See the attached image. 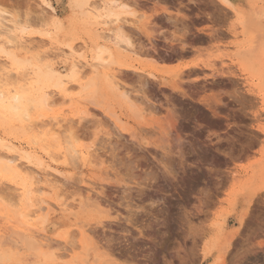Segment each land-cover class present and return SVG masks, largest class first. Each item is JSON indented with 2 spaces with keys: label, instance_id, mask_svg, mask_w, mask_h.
<instances>
[{
  "label": "rangeland",
  "instance_id": "1",
  "mask_svg": "<svg viewBox=\"0 0 264 264\" xmlns=\"http://www.w3.org/2000/svg\"><path fill=\"white\" fill-rule=\"evenodd\" d=\"M230 1L88 0L95 8L83 15L72 0H0L28 42L22 48L0 36V65L5 52L31 74L49 63L73 86L66 100L45 80L43 92L32 97L44 93L56 101L31 106L32 120L58 109L75 113L74 144L93 158L92 165L78 160L75 169L66 167L50 137L29 149L39 129L0 113V144L29 153L34 162L26 165L38 174L50 149L60 199L73 205L70 211L55 206L38 219L46 217L37 221L36 234L47 236L49 248L39 245L41 236H31L33 247L26 242L30 235L13 234L14 242L0 237V264H209L219 247L206 254V245L219 228L235 242L222 264H264V0ZM108 5L120 12L119 21L104 24ZM118 26L134 52L108 36L106 29ZM85 31L117 51L116 65L95 63ZM67 44L96 69L88 64L70 78L59 56ZM254 49L255 67L249 68ZM96 70L111 71L116 82L97 80L92 94L86 84ZM74 171L76 179L66 177ZM10 176L2 170L0 184L21 200L23 179ZM45 196L54 199L52 192ZM21 204L6 208L12 214Z\"/></svg>",
  "mask_w": 264,
  "mask_h": 264
},
{
  "label": "bare ground",
  "instance_id": "2",
  "mask_svg": "<svg viewBox=\"0 0 264 264\" xmlns=\"http://www.w3.org/2000/svg\"><path fill=\"white\" fill-rule=\"evenodd\" d=\"M222 1L231 4L230 0H222ZM72 3L73 6L77 8L83 15H87V14L89 15L90 11L95 8L94 5H91L92 3L89 4L88 0H72ZM113 3H116V0H114ZM46 5L47 7L52 8V6L48 2H46ZM6 14H7L6 11L0 9V20L11 22L10 26H8L2 24V22L0 21V31H1L0 36H3L5 43L25 48L28 45V42L26 41V30L24 28H17L19 22L17 20L15 21L10 20ZM119 15L120 12L116 11L113 8V6L110 5L106 6L103 16L110 20L104 22V24H109L110 22L119 21L120 20ZM106 31L111 32L110 35L108 36L112 39V42H114L115 45H117L118 47H122V50L124 49L128 52H134L132 49V44L130 43L129 39L126 36H124L120 26H118L116 29H112L108 27ZM86 34L91 40L92 49L96 52V56L94 57H95V63L98 64V66L99 65L104 66L109 64L116 65V63H118V60L116 59L117 51L113 50L114 48L111 49L106 44L98 43L97 42L98 37L96 38L95 35H93L92 33L86 32ZM210 34H212V32H210L209 35ZM74 48L76 47L67 44L65 51H61V54L59 55L63 64L70 66L71 68L70 70H72V72L69 75L70 78H74L76 74L82 72L81 70L88 64L95 67L96 69V66H94L95 64H91L83 56L77 55L76 49ZM255 51H256L255 49L252 50L249 68L255 67L253 60ZM103 54H106L107 57H105ZM5 55L6 58L3 61L2 65H0V70H1L0 113H5L6 116H10V118L19 120V122H22L24 124L23 127L25 129L29 127L32 129H39V132H41L42 135L35 137L34 140L31 141L32 144L29 143L27 145L29 149L35 148L33 146L34 144H37L40 141L43 142L44 140L48 139V137H50V139L52 140L51 142L55 143L52 144L50 142L51 143L50 145L51 146L55 145L57 148L56 152L54 153L55 157H61L63 159L62 163L66 167L75 169V165L77 164L78 160H80L82 164L88 163L89 165H92L93 158H91V155L88 154V150L83 151L81 149H78L74 144L76 138H74L75 136H73L74 134L72 133L73 131L71 127L72 126L71 122L74 119L75 113H73L74 115L72 114L69 115L65 113L64 109H58L53 115L51 114L52 117L49 118L47 117V119H40L39 121L32 120L31 108L33 107L31 106H48L49 104H52L56 101L54 99L49 100V98L44 93H43L44 95L38 94L37 97L33 98L32 95L33 93H35L34 91L43 92L42 87L45 80H52L53 86L57 88L58 94L62 98L67 100L68 98H71V95L69 92H67V90L69 89V87L70 88L73 87L70 84H69L70 86L67 85L70 82V80L66 79L65 81L63 79L65 81L63 85L62 77L65 74L56 70L49 63L48 64L45 63L46 65L44 67L46 69L40 68L37 71L32 69L33 73L31 74L29 69L26 66L22 65L20 59L16 58L15 55L9 52L7 53L5 52ZM48 56L50 55L48 54ZM95 72L96 75H93V77L90 78L89 84H86L89 86L90 92H92V94L97 89L96 87L97 80L102 81L103 78L106 79L108 78L110 79L109 80L110 82L113 81L114 79V74L111 71H108L107 74L105 73L104 75H100L99 70H96ZM260 75H262L261 78L264 80L263 77L264 74L260 72ZM15 81L21 82L22 85H20L18 88L15 87L12 90L5 89L6 85H10ZM24 85H27V87ZM116 85L119 86L118 82ZM121 94L123 95V97L125 96L127 98V99L125 98L126 100L131 98L128 95L127 91L123 88L121 90ZM80 117L81 118L79 117L78 118L83 120V117L82 116ZM61 121L67 122L66 124L67 126L64 128L58 127L55 129L54 123H59ZM61 132H63L62 135ZM45 152L48 155L49 160L48 163L46 164L40 162L38 163L40 164V166H38V171H39L38 174L31 169L32 167L26 165V163L30 164L31 162H34L31 156L29 155V153L22 155L20 148L19 147L16 148L15 146L12 145V143L0 144V164L2 165V169H0V172H2L3 170L5 172H8V174L11 175L10 177L21 176L23 179V181L20 182L21 184L20 186L22 189L21 200H19V198L15 193H11L8 190L9 187L7 185L3 186L2 184H0V207H1L0 237L2 236L4 237V234L5 235L7 234L9 238L13 234L19 235L20 238L22 237L21 234L23 235L25 234L27 236L30 235V237H28L27 238L28 240L26 241L28 242L27 244H30L29 242H32V240L29 239L34 240L33 238L34 235L38 237L41 236L39 245L41 244L42 246L44 245V247L47 246L49 248L51 246V242H49L50 240L47 238V236H45V234L41 235L40 233L36 234V230L39 225L37 224L38 219H40L43 214L46 216L47 213L54 211V209L56 208L55 206L61 208L64 211H70L72 209L73 206L72 204L64 202V200L60 199L61 196L60 180L59 178L56 177V175L58 174V170L55 167L57 161L54 158V154L48 148H45ZM90 158L92 160L91 162H90ZM23 162L25 163V165ZM23 176H25V178ZM76 176H78V174L75 171L69 172V174L66 175V177L68 178H75V179L77 178ZM84 179L89 180V178H85V177H81L80 180H84ZM86 183L91 184L88 183V181H86ZM14 188L16 189V187ZM89 188L90 190L91 189L93 190L94 187L92 188V186H89ZM47 192H52L54 194V199L50 200L49 198H47L45 196ZM91 196L89 197V199L91 198ZM88 197L86 199H88ZM6 200L9 203L5 204ZM18 202H22L21 204L22 207L16 210L13 209V211L11 210L12 214H10L9 212L11 208L10 209L7 208H9L11 205L14 204L15 206L18 205ZM3 204H5V206ZM45 219L46 217L42 219L43 223ZM42 221H38V223L40 222L42 223ZM240 222H242V224L245 222L243 220V217L240 219ZM219 231L220 233L214 237L213 241L211 243H208V245H206V254L211 253V251L215 247H219V253L215 257V259L211 261L209 264H222L224 262V256L227 254L229 247L233 243H235L234 241H232V236H225L222 230H220V228ZM4 238H6L7 240L6 236ZM13 239L10 238L12 242H14ZM35 241L37 242V240ZM69 243L71 244V242ZM32 244L30 245L33 247ZM30 245L29 247H31Z\"/></svg>",
  "mask_w": 264,
  "mask_h": 264
}]
</instances>
